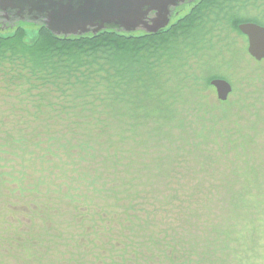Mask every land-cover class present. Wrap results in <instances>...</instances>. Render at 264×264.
<instances>
[{
  "label": "rangeland",
  "instance_id": "rangeland-1",
  "mask_svg": "<svg viewBox=\"0 0 264 264\" xmlns=\"http://www.w3.org/2000/svg\"><path fill=\"white\" fill-rule=\"evenodd\" d=\"M201 2L181 7L170 25ZM237 16L264 26V0L247 1ZM219 18H207L206 41L181 71H166L170 90L182 87L174 96L175 110L151 114L147 125L132 132L138 139H117L113 148L74 145L68 113L47 128L31 122L22 89L0 82V264H122L118 257L124 253L126 264H159L163 244L170 242L166 234L175 237L174 229L198 228L200 237L223 231L221 225L232 237L243 229L252 209L238 205L231 216L234 196L236 204L239 199L247 205L243 188L264 183V61L254 60L247 38ZM24 28L29 39L36 37L37 28ZM13 30L0 29V35ZM213 78L231 84L226 102L218 100ZM47 111L46 119L55 115ZM113 130L132 134L121 122ZM121 148L134 151L132 176L123 165L111 168L114 160L107 152ZM131 184L135 194L127 198L120 190ZM257 233L249 250L236 244L198 261L264 264V225ZM132 246L144 252L135 256Z\"/></svg>",
  "mask_w": 264,
  "mask_h": 264
},
{
  "label": "trees",
  "instance_id": "trees-1",
  "mask_svg": "<svg viewBox=\"0 0 264 264\" xmlns=\"http://www.w3.org/2000/svg\"><path fill=\"white\" fill-rule=\"evenodd\" d=\"M247 1L249 0H203L194 13L179 23L169 25L158 34H127L107 29L96 35L58 37L41 24L10 23L0 19V29L14 28L11 35H0V82L7 89H22L28 111L33 114L31 122L42 121L47 128L50 122L56 123L57 119L62 120L63 113H68L66 116L71 118L73 131L69 136L74 145L80 148L88 146L92 150L103 145L112 147L117 144V139L124 143L130 137L136 140L139 136L132 132L137 133L147 125L151 114L161 116L175 110L178 103L174 101V96L179 95L182 87H178L176 93L173 89L170 90L171 79L166 71L174 68L177 72L181 71L180 68L194 55L192 51H197L198 46L204 45V25L210 21L208 17L228 19L236 30L245 22L263 26L258 19L237 16V8L245 6ZM25 26L37 28L35 38H28ZM192 83L196 86L195 81ZM48 109L55 115L46 119L43 115ZM55 110L60 112H54ZM168 121V126L175 122L174 118ZM120 122L127 126L126 134L132 133L131 136H126L123 132L115 134L113 129ZM162 124L156 125L161 127ZM110 155L114 160L111 163L112 169L123 165L125 172L132 176L135 168L134 151L127 152L121 148L109 154L107 152V156ZM260 172L264 174L263 170ZM250 188V191L243 188L240 192L250 198L247 205L239 199L236 204L238 196H234L231 216L236 215L238 205L252 209L249 217L243 221V229L236 236L226 234V226L223 225V231L212 229L201 237L198 235V228L180 232L179 229H174L172 232L175 237L167 233L170 242L164 240L165 243H162V254L165 256L160 263L200 264L198 259L212 257L216 249L230 248L236 244H244L249 250L251 243L258 242L257 232L264 225V183ZM133 190L134 185L131 184L120 192L131 198L135 194ZM129 230L133 232L132 229ZM159 244L158 242L156 245ZM199 247H204L202 254L196 253ZM133 249L135 256L144 252V247L140 248L141 251L135 247ZM166 249L170 252L167 253ZM127 251L130 253L129 247ZM124 254L118 257L122 264H126ZM159 259L158 257V261ZM244 260L247 261L245 258Z\"/></svg>",
  "mask_w": 264,
  "mask_h": 264
},
{
  "label": "water",
  "instance_id": "water-1",
  "mask_svg": "<svg viewBox=\"0 0 264 264\" xmlns=\"http://www.w3.org/2000/svg\"><path fill=\"white\" fill-rule=\"evenodd\" d=\"M181 0H0V19L45 26L58 37L98 34L116 29L127 34L139 30L156 34L171 23L172 9ZM155 12L156 18L150 19ZM248 41V54L264 61V26L243 23L238 26ZM210 85L218 100L226 102L233 92L229 82L214 79Z\"/></svg>",
  "mask_w": 264,
  "mask_h": 264
},
{
  "label": "flooded vegetation",
  "instance_id": "flooded-vegetation-1",
  "mask_svg": "<svg viewBox=\"0 0 264 264\" xmlns=\"http://www.w3.org/2000/svg\"><path fill=\"white\" fill-rule=\"evenodd\" d=\"M196 1H197V0H181L180 3H179V6H178L177 8H175V9H172L171 23H172L173 18L178 14V11L180 10L181 7L188 6V5H190V4L193 5V4L196 3ZM149 18H150V19H155V18H156V13H155V12L150 13ZM171 23H170V24H171ZM163 30H164V29H163ZM161 31H162V30H161ZM159 32H160V31H159ZM159 32H158V33H159ZM140 33H147V32L139 30V31H137V32H135V33H133V34H140ZM158 33H156V34H158Z\"/></svg>",
  "mask_w": 264,
  "mask_h": 264
}]
</instances>
